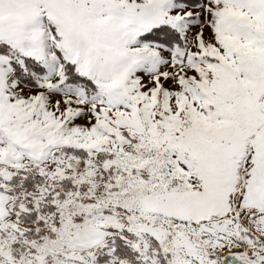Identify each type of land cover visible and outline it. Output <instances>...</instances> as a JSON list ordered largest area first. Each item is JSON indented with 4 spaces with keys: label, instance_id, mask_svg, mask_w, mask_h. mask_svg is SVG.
<instances>
[{
    "label": "snow or ice",
    "instance_id": "obj_1",
    "mask_svg": "<svg viewBox=\"0 0 264 264\" xmlns=\"http://www.w3.org/2000/svg\"><path fill=\"white\" fill-rule=\"evenodd\" d=\"M0 264H264V0H0Z\"/></svg>",
    "mask_w": 264,
    "mask_h": 264
}]
</instances>
